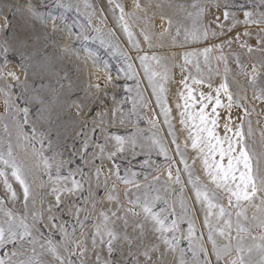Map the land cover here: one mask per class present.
I'll use <instances>...</instances> for the list:
<instances>
[{
    "label": "rangeland",
    "instance_id": "obj_1",
    "mask_svg": "<svg viewBox=\"0 0 264 264\" xmlns=\"http://www.w3.org/2000/svg\"><path fill=\"white\" fill-rule=\"evenodd\" d=\"M116 2L124 6L125 12L132 13L136 17L134 20H129V24L138 42L139 53L131 48L127 37L118 26L116 17L120 14L119 10L113 12L114 5H110L108 0H31L38 13L35 17L29 15L23 7L25 0H0V44H4L7 38L9 47L8 63L3 68V72H14L19 77V81H14L11 77L0 80V87L6 84L14 86L11 89L12 92L21 97L17 100V104L29 108L30 122L35 121L37 128L45 132L46 144L49 140L51 141V151H46L45 155L52 156L53 153H59L56 156L57 160L68 161L62 169V174L67 175L68 168L75 170L79 167L88 175L92 184L91 192L95 197V211H91V200L84 205V208L89 211L87 226L84 228L85 235H80L79 228L75 233L76 240L85 241L87 251L84 256H80L79 249H77V255L71 257L75 264H97V253L100 256V264H144V257L141 253L153 245L158 250L151 253L152 259L148 264H178L179 252L173 253L166 250L163 243L156 239V234L150 230V224L145 225L144 235L140 236V231L135 228V224L142 220V216L128 215L126 229L122 220L116 221L115 230L120 234L121 239L114 242L111 255L106 246H98L94 249L91 241L92 224L97 219L98 213L101 210L106 212L109 209L116 210L115 201L108 202L106 199L107 193L115 185L114 194L119 197L120 204L125 209L131 207L124 195L126 190L129 191V199L135 198L133 193L138 192L143 195L146 190L153 197L159 195L161 200L156 210L167 208V212L171 213L174 208L177 215L181 214L179 199L182 198L187 203L191 219L195 223L196 235L203 237L201 243L209 253L211 252V244L207 243V230L203 227V210L199 205L194 204L191 187L187 185L188 177L183 174V165L178 163L176 165L181 170V180L184 184V190L181 193L180 186L168 180L167 161L151 146V139L155 135L168 149L169 158L177 162L180 159L175 155V146L171 143L172 137L167 134L169 128L164 124L160 108L156 106L155 98L152 97V90L148 87L147 79L144 78L138 56L145 53L149 57L155 55L161 59V64L168 70L169 80L165 87L167 102L171 109L170 123L177 143L181 149H184L185 142L190 144V141L187 140V132L182 130L179 124V114L175 107L178 93L182 90L181 80L189 74L199 76L203 73V78L212 85V88H215L225 78L224 63L219 62L216 57L224 55L227 58L229 70L227 82L233 95L240 100V104L248 112V115H245L242 108L234 106L231 111L234 119L230 126L235 127L240 123V120L236 118L243 116L244 132L247 133L249 123L252 129V136L247 142L257 152L264 151V102L253 98L254 92L259 87H264V67H261L264 65V43H258V40L264 41V25L243 23L245 11L252 13V19H261V14H264V3L261 0H200L205 8L201 23L220 33L221 30L216 27V18L219 17V22L225 23L224 34L218 35L215 39L209 37L207 41L185 43L184 32L192 27V20L187 15L189 11H192L190 7L192 0H139L143 11L135 7L136 0H116ZM180 5L184 6V10L180 9ZM225 8L231 14L226 22L223 17ZM5 16L10 25L7 30L2 27ZM89 16H91L92 29L99 28V35H102L103 39L82 40L74 37L69 39L68 30L75 33L82 26L86 28ZM169 19L171 26L167 22ZM233 20L236 21L235 27H232ZM53 23H55V30H53ZM229 27L232 28L231 31H228ZM178 28L179 36H177ZM142 29L149 35L151 47L140 35ZM245 32L249 35L245 36ZM109 33L111 35H108ZM87 35L96 37L98 33L89 30ZM237 35H239L238 40ZM228 41H231L230 45ZM214 44H224V47L221 52L213 50L210 53L211 70L204 65L203 57H200V73L192 65L185 66L186 70L182 71L185 52L200 51ZM241 44L247 46L241 47ZM69 47L71 52L66 50ZM249 47L253 51L249 52ZM123 54H126L127 59ZM236 58L239 59L241 67L237 66ZM3 62L4 55L0 52V64ZM128 64L132 65L133 72L136 74L135 80H130L126 76ZM253 65L257 68L256 86L249 83ZM153 67L157 71L164 70L163 67L156 68L154 62ZM109 77H111L110 80ZM137 80L140 82V91L147 107L141 108L134 104ZM97 85L99 88L96 87ZM25 86H27L26 92L24 91ZM126 87L131 88L132 91H126ZM193 87L206 93L210 90L207 85H193ZM114 110H116L115 118L113 117ZM98 113L102 115L106 113L103 124L94 123V120H99ZM121 113L124 118L123 124H121ZM3 115L4 103L3 98L0 97V116ZM226 115L224 110H220V127L217 131L221 136L224 134L223 125ZM37 117L41 118L37 120ZM4 123L9 125L12 133L16 156L23 160L31 171L29 179L32 190L36 194V210L41 208V197L44 199V208H47L49 203H54V198L50 195L48 175L43 167H36L37 161L31 156L30 148L27 152L15 148L16 129L10 119L0 121V138L7 143L2 130ZM93 128L96 129L95 134L92 132ZM82 129L91 141L86 157L88 163L82 162L78 154L84 140V136L79 135ZM25 131L31 135V124L25 126ZM113 136L125 138V150L112 159H108V154L116 151V141L112 139ZM133 138L136 140L135 149L128 143ZM96 144L105 146L103 159H96L93 155L100 151ZM40 147L36 144L37 149ZM185 155L195 175L202 183H207L200 161L196 159V153L189 148ZM193 159H196L195 164H193ZM114 165L119 166V173L122 176L128 171H135L137 183L140 185L139 190L117 181L116 176L109 171L111 169L115 172ZM97 167L102 172L99 187L95 185L94 173ZM176 167L172 169L173 178ZM54 171L55 169L53 173ZM156 177L158 180L154 179ZM75 178L80 179L79 173ZM10 183L16 192L15 202L8 198L2 181H0V199L5 201L6 209L17 214L22 213L24 209L23 191L15 181L10 179ZM88 186V183H85L84 196L89 195ZM165 187L167 191H164ZM209 187L212 186L209 185ZM62 199L64 203L62 212L57 213L60 217L57 222L75 223L73 205L80 202L78 196H64ZM164 200L168 201L167 205L164 204ZM224 202L226 203V200ZM29 206L31 207V204ZM136 211L139 212L140 209ZM254 211V209H249L248 215L251 217ZM47 215L48 213L45 212V219ZM109 215H111L110 212ZM119 215H125V213L120 212ZM80 218L84 219L83 212ZM178 226L181 231L177 233V236L186 235L187 220L178 222ZM44 231L52 235L54 240L60 239L59 233L53 234L47 228ZM69 231H72L71 227ZM258 231L254 229V234ZM125 233L132 238L131 254L129 244L122 238ZM217 242L223 244L226 241L218 239ZM8 247L11 248V245ZM180 247L186 250L185 257L191 261V253L187 252L188 241L186 239L181 238ZM62 255L66 254L62 253ZM45 259L51 260L50 257H45ZM210 261L211 264H217L214 255L210 256ZM52 264H57V262L52 261ZM220 264H224V260H221Z\"/></svg>",
    "mask_w": 264,
    "mask_h": 264
},
{
    "label": "snow or ice",
    "instance_id": "obj_2",
    "mask_svg": "<svg viewBox=\"0 0 264 264\" xmlns=\"http://www.w3.org/2000/svg\"><path fill=\"white\" fill-rule=\"evenodd\" d=\"M108 2L110 5H114L113 12L119 10L120 14L116 17V22L127 37L131 48L139 53L138 42L135 40L129 24V20H134L136 17L132 13L125 12L124 6L117 3L116 0H108ZM261 2L264 3V0H261ZM23 7L26 8L29 15L33 17L38 15L31 0H25ZM86 7H90V5H86ZM135 7L141 11L144 10L141 9L139 0H136ZM179 7L184 10L183 5ZM190 7L192 11H189L187 15L192 20V27L184 32L185 43L189 41H207L209 37L215 39L218 35L224 34L225 23L219 22V17L216 18V27L221 30L220 33L201 23L205 8L200 0H192ZM230 15L227 8H225L223 12L225 22L230 19ZM261 17L259 20L252 19V13L245 11L243 23L245 25L256 24L262 26L264 25V14H261ZM162 19L165 18L162 17ZM167 22L171 26V20L169 19ZM235 24L236 21L233 20L232 27H235ZM9 26L8 18L5 16L2 27L7 30ZM53 30H55V23H53ZM89 30L95 31L98 35L89 37L87 35ZM231 30L232 28L229 27L228 31ZM165 31H168V29H165ZM99 33V28L92 29L91 16H89L87 27L82 26L75 33L69 29L68 37L69 39L74 37L82 40L90 38L103 39V36ZM108 35H111V33ZM140 35L143 36L145 43H148L151 47L147 32L142 29ZM179 35L180 30L178 28L177 36ZM244 35L247 36L249 33L245 32ZM236 39H239V35ZM7 43V38H5L4 44H0V52L4 55V62L0 64V80L11 77L12 80L19 81V77L14 72H3V68L8 63L9 47ZM227 43L230 45L231 41ZM258 43H264V41L258 40ZM246 46V44H241V47ZM223 47L224 44H214L200 51L185 52L183 54L184 65L181 66L182 71L186 70L185 66L192 65L200 73V57H203L204 65L211 70L209 65L210 53L213 50L221 52ZM66 50L71 52L70 47ZM248 51L251 52L253 49L249 47ZM123 55L127 59L126 54ZM138 59L144 78L148 81V87L152 90V97L155 98L156 106L160 108V115L164 118V124L169 128L167 134L172 137L171 143L175 146V155L180 159L177 162L169 158L168 149L155 135L151 139V146L167 161L169 166L167 171L168 180L180 186L181 193L184 190V184L181 180V170L176 165L177 163L183 165V174L188 177L187 185L191 187L194 204L199 205L203 210V227L207 230V243L211 244V252L209 253L201 243L203 237L196 235L195 223L191 219L187 203L182 198L179 199L181 214L177 215L174 208L171 213L167 212V208L156 210L157 204L161 200L159 195L153 197L146 190L143 195L138 194V192L133 193L135 198L129 199V191L126 190L124 195L131 207L125 209L120 204L119 197L114 194L115 185L107 193L106 199L108 202L115 201L116 210L109 209L108 212L101 210L98 213L97 219L92 224L91 241L93 248L106 246L109 255H111L114 242L121 239L120 234L115 230L116 221L122 220L126 229L128 215L133 217L142 216V220L135 224V228L140 231V236L143 237L144 235L145 225L150 224V230L156 234V239L163 243L166 250L173 253L179 252L178 264H211V255L216 257L217 264H220L221 260H224V264H264V151L257 152L247 142L252 136V129L249 123L247 133L244 132L243 116L236 118L240 120V123L236 124L235 127L230 126L234 119L231 115L234 106L242 108L245 115H248V112L240 104V100L233 95L227 82L229 71L227 58L224 55L216 57L219 62L224 63L225 78L215 88H212V85L203 78V73L199 76L189 74L181 80L182 90L178 93L175 107L179 114V124L182 126V130L187 132V140L190 141V144L187 141L185 142L184 149H181L177 143L170 123L171 109L167 102V89L165 87L169 80L167 68L161 64V59L155 55L149 57L145 53L139 55ZM153 62L156 68L163 67L164 70L157 71L153 67ZM236 63L238 67H241L238 58H236ZM261 67H264V65H261ZM126 76L130 80L136 79L131 64L127 66ZM110 79L111 77H109ZM249 83L253 86L257 85V68L255 65L252 67ZM193 85H207L210 90L207 93L198 91ZM13 87V85L7 84L0 87V97L3 98L4 103V115L0 116V121L6 118L11 120L16 129L15 148L22 149L25 152L30 148L31 156L37 161L36 167H43L48 175L50 195L54 198V203H49L47 208H44V199L41 197V208L36 210V194L32 190L29 179L31 171L26 163L16 156L12 133L9 125L4 123L2 130L7 138V143L3 138H0V181L3 182L4 190L12 202L16 200V192L12 188L10 179L20 186L23 191L24 209L22 213L17 214L6 209L5 201L0 199V264H52V261L57 262V264H75L71 257L77 255V249H79L80 256H84L87 251L85 241L76 240L75 233L79 228L80 235H85L84 228L87 226L86 221L88 220L89 211L84 208V205L91 200V211H95L96 203L91 192L92 184L88 175L79 167L75 170L68 168L67 175L62 174V169L65 168L68 161L57 160L56 156L59 153H53L52 156L45 155L46 151H51V141L49 140L46 144L45 132L37 128L35 121L30 122L29 108L17 104V100H20L21 97L12 92ZM96 87L99 88V85ZM24 91H27V86H25ZM126 91L131 92L132 89L126 87ZM135 91V106L147 107L140 91L139 80L136 81ZM253 98L264 102V87H259L254 92ZM39 102L42 103V101ZM220 110L227 113L224 118V134L222 136L217 131L220 127ZM115 114L116 110L113 111L114 118ZM104 115L106 113L103 115L98 113L99 120H94V123L103 124L105 122ZM40 118L37 117V120ZM123 122L124 118L121 113V124ZM30 124L31 135L25 131V126ZM153 127L155 128L154 121ZM92 132L95 134L96 129L93 128ZM79 135L84 136V140L78 154L82 162L88 163L86 157L91 141L83 129ZM112 139L116 141V151L109 153L108 159H112V157L125 150L124 137L113 136ZM128 143L135 149L136 140L134 138L130 139ZM36 144L41 147L37 149ZM96 147L100 151L99 153H93V155L96 159H103L106 151L105 146L96 144ZM189 148L196 153V159L200 161L207 183H202L200 178L195 175L193 167L189 165L185 155ZM196 159H193V164H195ZM92 162L94 163V161ZM145 164H147V161H145ZM114 167L115 172H112L111 169L109 171L116 176L117 181L139 190L140 185L137 183V173L135 171H128L122 176L119 173V166L114 165ZM174 167H176V171L173 178L172 169ZM53 169H55L54 173ZM77 173L80 175L79 180L75 178ZM101 174V169L97 167L94 173L96 187L100 186L99 178ZM154 179L158 180V177ZM85 183L89 185L88 196L83 195ZM209 185L212 187H209ZM164 191H167V187L164 188ZM64 196H78L80 202L73 205L75 223L57 222L60 219L57 213L62 212L64 203L62 197ZM164 204L167 205L168 201L164 200ZM136 209H140V211L138 212ZM249 209L255 210L251 217L248 215ZM45 212L48 213L47 219L44 218ZM82 212L84 213L83 220L80 218ZM109 212L111 215H109ZM120 212H124L125 215H119ZM185 219L187 220V233L186 235L182 234V237L177 236V233L181 231L178 222ZM69 227L72 231H69ZM45 228L53 234L59 233L60 239L54 240L52 235L45 233ZM254 229L259 231L254 234ZM122 238L129 244V253L131 254L132 238L126 233ZM181 238L188 241L187 252L191 253V261L185 257L186 250L180 247ZM218 239L226 242L220 244L217 242ZM9 245H11V248L8 247ZM157 250V247L153 245L141 253L144 257V264L151 261V253ZM62 253L66 255H62ZM45 257H50L51 260H46ZM96 260L97 264H100L99 253L96 254Z\"/></svg>",
    "mask_w": 264,
    "mask_h": 264
}]
</instances>
